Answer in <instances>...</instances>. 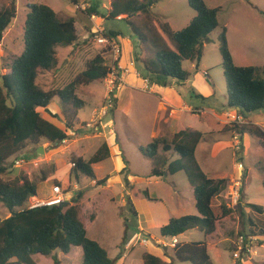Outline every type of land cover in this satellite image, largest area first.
Masks as SVG:
<instances>
[{"label":"rangeland","instance_id":"374dc122","mask_svg":"<svg viewBox=\"0 0 264 264\" xmlns=\"http://www.w3.org/2000/svg\"><path fill=\"white\" fill-rule=\"evenodd\" d=\"M90 1L89 3L96 5L109 2V0ZM205 1L211 8L218 10V28L209 35L199 66L194 59H184L183 67L190 74L189 80L184 84L175 81L176 83L171 86L184 103L195 110L199 108L206 111V114L197 111L179 113L180 117L169 126L165 138L171 140L173 132L185 128L203 132L205 139L200 143L197 151L201 167L213 179L229 180V200L224 198L225 189L221 193L222 198L218 196L214 205L219 207L229 203L236 209V216L234 220L218 223L216 233L207 238L210 243V263L264 264V146L261 140L250 133L237 134L241 148L237 151L236 141L233 142L236 133L231 131L233 123H251L264 132V109L251 114L249 120L238 121L236 113L235 116L229 115V120L232 118L230 123H221L217 119L222 112L230 111L227 105L228 87L220 52L223 34L235 64L240 67H255L258 75L264 78V0ZM12 3L16 5V17L5 31L0 43V76L10 72L12 62L24 51L25 21L29 12L26 4L48 5L58 12V16L62 19L73 15L69 9L72 4L64 0H0V10L10 7ZM85 9L77 8L76 18L82 24L87 23L88 20ZM151 13L160 21L155 23L157 26L166 22L173 32L186 28L196 15L187 0H159L153 6ZM139 19L141 17L136 21H140ZM101 30L103 34L108 30H116L121 34L117 37L123 47L118 66L113 64L111 50L97 42V35L89 34L84 37L86 33L80 27L79 41L72 47L57 49V67L51 72L42 73L38 78V84L45 90L62 88L70 84L85 69L87 62L99 54L103 56L106 66L114 73H109L99 83L78 87L77 94L85 102V107L78 111L72 131L68 132L69 139L66 144H50L45 140L38 145L28 142L19 155L8 161L11 171L2 175V178L13 181L15 177L27 175L36 184L37 199L49 198L54 185H60L63 191L65 188L64 192H69L66 196L68 205L77 204L84 213L83 222L88 237L97 241L107 251L114 264H144L143 257L146 253L159 256L170 263L169 257L174 259L172 249L175 245L170 242V238L161 235V228L168 220H163L162 213L165 209L160 205V201H164V204L172 209V214L196 216L198 214L193 195L194 188L189 184L184 172L164 179L151 178L152 162L144 156L141 149L153 140L150 134L152 127L156 125L154 116L159 100L150 94L131 91V101L128 95L129 101H126L127 98L124 100L122 104L124 107L118 106L116 97L118 86L120 87L124 76V80L127 81L130 65H136L138 68L134 62L137 42L125 20L105 21ZM128 41L131 43L129 44ZM119 71L122 75L117 78ZM198 74H202L201 79L195 82ZM108 79L117 80L115 90L110 96L113 99V107L106 110L109 101ZM202 84H207V87L203 88ZM127 106L129 110L125 112ZM104 143L114 151V156L117 149L121 150L123 156L99 164L101 167L95 166L96 177L101 180L107 178L106 176L115 167L119 171L121 184L118 174L112 178L111 189L92 184V180L85 176H80L78 183L74 175L70 176L74 159L91 158ZM41 147L43 153L39 154ZM213 148L222 149L217 158L210 156ZM168 158L175 160L179 156L171 152L168 153ZM239 164L243 165L240 169ZM13 165H15L14 169H12ZM122 168L126 170L122 171ZM127 175L136 181V187L140 190V198L143 202L138 205L143 218L150 219L151 226L145 231V235L147 239L152 240L146 245L136 242L129 247L132 237L138 233L139 221L126 202L128 196L124 190H126ZM231 175L234 176L233 180ZM31 202L36 203L37 200L30 198L17 210L27 209ZM253 206L262 208L263 213H259ZM136 209L138 210V207ZM8 217H10L9 210L0 202V222ZM127 227L132 236L128 243L124 244ZM145 235L142 234V237ZM204 238L202 231L192 230L175 239L178 243H189L204 241ZM54 254L60 264H83L81 248H74L68 255L60 251ZM34 258L37 264H54V261L48 257L36 255ZM173 262L192 264L182 263L176 259ZM11 264L16 263L12 261Z\"/></svg>","mask_w":264,"mask_h":264},{"label":"trees","instance_id":"16d2710c","mask_svg":"<svg viewBox=\"0 0 264 264\" xmlns=\"http://www.w3.org/2000/svg\"><path fill=\"white\" fill-rule=\"evenodd\" d=\"M66 1L73 5L80 2ZM158 1L111 0L110 11H102L99 6L93 5L85 13L87 18L96 16L106 21L125 16L121 20L127 22L137 42L134 62L141 76L151 84L163 87L173 80L184 84L190 74L184 69L183 61L191 58L199 66L209 35L218 28V10L211 8L205 0H187L196 15L186 28L173 32L166 22L161 26L155 24L159 20L152 16L151 10ZM28 9L24 51L12 62L10 72L0 76V202L10 212V217L0 222V264H11L12 261L16 264H37L36 255L51 258L54 264H60L54 252L68 255L74 248L83 250V264H114L107 251L88 237L83 222L84 213L79 205L17 210L30 198L37 196L36 184L27 175L15 177L13 181L2 178V175L11 171L8 161L19 155L28 142L38 145L45 140L50 144H61L63 140H68V132L72 131L78 111L85 107V102L77 94L78 87L99 83L110 73V68L99 54L87 62L85 69L70 84L53 90L43 89L38 84V78L42 73L51 72L57 67V49L72 47L79 41L78 21L76 17L62 19L51 7L43 4L28 5ZM15 17L14 3L0 10V43ZM139 17L140 21H136ZM89 31L96 35L95 31ZM104 35L117 38L121 34L116 30H108ZM220 52L228 87V108L238 110L244 120H249L251 114L264 109V78L258 75L255 67L235 64L224 34ZM231 127V131L236 134L250 133L257 137L264 146V132L260 127L251 123H233ZM204 139L203 132L185 129L174 134L171 140L155 137L141 149L152 162L151 178L162 179L184 172L194 188L198 215L171 218L161 228L164 238L179 237L192 230L203 232L204 241L177 243L173 247L174 259L182 263L211 264L207 238L216 233L218 223L234 220L236 216V209L229 203L219 207L214 205L216 198L229 185V180L213 179L201 167L196 152ZM171 152L179 158L171 161L168 158ZM110 157V147L104 143L91 158H75L70 176L74 175L78 183L80 176L96 181L94 166ZM238 157H241L239 152ZM109 178L97 181L96 185L105 186ZM126 188L130 191L126 202L138 218L134 202L141 199L140 191L130 185L128 180ZM146 196L149 198L148 192ZM253 208L263 213L262 208ZM129 231L127 227L124 244L132 236ZM143 258L144 264H174L171 257V262L167 263L151 253L144 254Z\"/></svg>","mask_w":264,"mask_h":264},{"label":"crops","instance_id":"0c3cea01","mask_svg":"<svg viewBox=\"0 0 264 264\" xmlns=\"http://www.w3.org/2000/svg\"><path fill=\"white\" fill-rule=\"evenodd\" d=\"M66 1V0H64ZM91 2L90 0H80L79 4L78 5H73L72 4V7L70 6L69 9H71L73 15L71 17H76V13H77V8L80 9L81 7H91L93 5H96V4H92V3H89ZM110 3H111V0H109L108 3H102V5H96V6H99V9H101L102 11H108L109 9H111V6H110ZM27 5V9H28V5L29 4H26ZM48 6V5H47ZM50 7V6H49ZM52 8V7H51ZM107 8V9H106ZM53 9V8H52ZM68 9V8H66ZM29 10V9H28ZM54 10V9H53ZM55 11V10H54ZM56 12V11H55ZM58 13V12H56ZM124 17V16H123ZM195 17V16H194ZM193 17V18H194ZM70 18V17H69ZM192 18V19H193ZM87 19V18H86ZM78 21V20H77ZM87 23H80V21H78L76 23V27H77V32H78V36H80L79 34V29L81 27V29L84 31V33H86V35H84V37H86L87 35L90 34V31L89 29L92 30V33H94V31H96L97 27H102L104 24H105V19L103 18H100V17H97L94 21L91 20V18H88V20H86ZM80 26V27H79ZM129 44L131 43L130 41H128ZM120 43V41H119ZM121 44V43H120ZM122 46V44H121ZM123 48V47H122ZM59 49V48H58ZM132 60V59H130ZM129 60V61H130ZM133 64H135L133 62ZM139 68L136 67V65L132 66L130 65V72L128 75V79L126 81V83L121 87V89L118 90V93H117V99H118V106L120 107H124V105H122L124 103V100L126 99V101L128 100V97H129V100L131 101V91H139V92H142V93H146V94H150V95H153L154 97H156L158 100H159V103L157 104V111L155 113V119H156V125L155 127H152V132L150 134V138H155V137H165V134L167 133V129L169 128V126L173 125L175 120H177L179 117H180V114L179 113H192V112H203L204 114H206V111H203V110H200L199 108H196L193 109L192 107L188 106L186 103H184L179 96H177L178 93H176L175 90H173L172 88V84H174V80H173V83H169V85L167 87H163V86H159V85H156V84H148L147 82H145L142 78H140V74H139ZM202 75V74H201ZM201 75L198 74L196 76V80L195 82L199 81L201 78ZM172 82V81H171ZM176 83V82H175ZM202 87L203 88H206L207 87V84H202ZM209 87V86H208ZM129 95V96H128ZM128 96V97H127ZM128 100V101H129ZM128 107L127 106L124 111L125 112H128ZM194 110V111H192ZM202 113V114H203ZM237 114V120L238 121H241V120H244V118L242 116L239 115L238 113V110H235V109H230V111L228 112H222L219 117L217 116V119L223 123H230V121H232V118L229 120V115L231 116H235V114ZM239 118V119H238ZM114 127V126H112ZM185 129H189V128H185ZM185 129H182V130H185ZM182 130H178L177 132L179 131H182ZM197 131V130H196ZM177 132H173V135L172 137L174 136V134H176ZM171 137V138H172ZM111 141V140H110ZM233 142H235V135H234V139H233ZM200 146V145H199ZM199 146L197 148V151L199 149ZM99 149V148H98ZM111 150V148H110ZM222 152V149L219 148V149H216V148H213L211 151H210V156L212 158H217L219 156V154ZM114 151L111 150V157H110V161H113V158L115 160V157H118V156H123V153L121 152V150L117 149L115 151L116 153V156H114ZM197 153V152H196ZM198 158V157H197ZM176 160V159H175ZM172 161V160H171ZM199 161V160H198ZM200 163V162H199ZM99 165V164H98ZM201 165V164H200ZM96 167H101L100 165ZM96 167L94 166V169L96 170ZM239 167V166H238ZM103 169V167H102ZM101 169V170H102ZM126 170L125 168H122V171ZM96 172V171H95ZM119 179V183L121 184L122 180L120 179V175H119V171L114 167V169L110 172V174H108L106 177L110 176L109 180H108V183L103 187V188H106V189H111L112 188V178L116 175ZM96 175V173H95ZM176 175V174H175ZM170 176V175H169ZM174 176V175H173ZM232 176V180L234 179V176ZM167 177V176H166ZM127 180L129 181L130 185H133L136 189H138L136 187V181L130 176V175H127ZM154 178V177H153ZM226 178V177H225ZM155 179H161V178H155ZM164 179V178H162ZM101 180L98 179L96 177V181H93L92 180V184L97 181ZM188 180V178H187ZM189 182V181H188ZM190 184V183H189ZM229 186V185H228ZM227 186V187H228ZM126 187V186H125ZM192 188V187H191ZM229 189H230V186L228 187V190L226 188V191L223 192L224 194V198L227 200H229ZM139 190V189H138ZM140 191V190H139ZM125 194H127V196H129L130 194V191L129 189L126 188V190H124ZM175 194H177V191L175 192ZM193 195H194V191H193ZM195 196V195H194ZM150 197V196H149ZM220 197L222 198V195H220ZM36 198V197H35ZM33 198V200L35 199ZM219 198V197H218ZM148 200V199H147ZM194 201H195V198H194ZM143 200L139 199V200H136L134 202L135 206L138 207V221H139V225H138V232H142L143 234H145L146 230L149 229V226H151L150 224V219L148 220V218L145 219L143 218L141 212H140V209H139V203H142ZM229 202V201H227ZM195 204H196V201H195ZM223 204V203H222ZM160 205H162L164 207V211L162 213L163 215V220H168V222L166 221V225L169 223L170 219L171 218H180V217H183L179 214H172V209H169L168 206L166 204H164V201H160ZM149 206V203L147 204V207ZM196 206V205H195ZM135 207V208H136ZM197 214H198V211H197ZM176 215V216H174ZM172 216V217H171ZM142 217V218H141ZM145 222V223H144ZM152 223V221H151ZM165 226V225H164ZM182 236V235H181ZM256 239H257V236H255ZM171 240V238H170ZM258 240V239H257ZM209 246H210V243H208V250H209Z\"/></svg>","mask_w":264,"mask_h":264},{"label":"built area","instance_id":"2783aa9c","mask_svg":"<svg viewBox=\"0 0 264 264\" xmlns=\"http://www.w3.org/2000/svg\"><path fill=\"white\" fill-rule=\"evenodd\" d=\"M81 8L85 9L84 6L81 7ZM110 10L111 9H109L108 11H110ZM96 18H97L96 16H92L91 20L94 21ZM121 19H122V16L117 18V20H121ZM95 32H96V35H97L96 36L97 42L99 44L103 45L105 48H109L111 50V52H112L111 54H112L113 59H114V63L113 64L115 66H118L117 64L121 61V53H122V46L119 43L118 39L116 37H108V36L104 35L102 33L101 27H97ZM111 72H113V71L110 69V74H111ZM121 75H122V73L119 71L118 75H117L118 76L117 78H119ZM140 78H142L148 84H151L148 80L144 79L141 76V74H140ZM124 79H125V76H124L123 80L121 81L122 83H121L120 87L118 86V88H117L118 90L121 89V87L126 83V80H124ZM108 80H109V86H108V93L107 94L109 96V101H108L107 107L105 108L106 110H108L109 108L111 109L113 107V105H112L113 99H111L110 96H111V94H113V92L115 90V84H116L115 81L117 79H115V80L108 79ZM67 141L68 140H63L62 144H66ZM235 141H236V147H237L236 150L239 151L241 148L239 147L240 142L238 140L237 134L235 135ZM74 166L75 165L73 164V167ZM242 167H243V165L239 164V169L242 168ZM68 194H66L63 191V189H62V187L60 185H54L53 188H52L51 196L49 198H47V199H37V198H35L37 200V202L36 203H33V202L29 203V207L27 209H34V208H38V207H51L52 208V207L62 206L64 204H67L66 196ZM136 242H141V244L146 245L147 243H149V239H147L146 237H142L141 233H137V234H135L132 237V239H131V241L129 243V247H131ZM170 242L173 243L174 245H176L178 243L175 238H171ZM164 246H167V245H164ZM235 256L237 257L238 255H235Z\"/></svg>","mask_w":264,"mask_h":264},{"label":"water","instance_id":"95a60500","mask_svg":"<svg viewBox=\"0 0 264 264\" xmlns=\"http://www.w3.org/2000/svg\"><path fill=\"white\" fill-rule=\"evenodd\" d=\"M39 154H42L43 153V150H42V147L41 148H39ZM26 158H28L27 156H26Z\"/></svg>","mask_w":264,"mask_h":264},{"label":"clouds","instance_id":"9594fccd","mask_svg":"<svg viewBox=\"0 0 264 264\" xmlns=\"http://www.w3.org/2000/svg\"><path fill=\"white\" fill-rule=\"evenodd\" d=\"M32 198H35V197H32ZM68 204V203H67ZM174 238H176V237H174Z\"/></svg>","mask_w":264,"mask_h":264}]
</instances>
